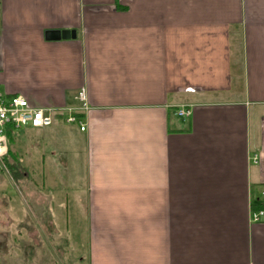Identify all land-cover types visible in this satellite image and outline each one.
I'll return each mask as SVG.
<instances>
[{
	"label": "crops",
	"instance_id": "obj_1",
	"mask_svg": "<svg viewBox=\"0 0 264 264\" xmlns=\"http://www.w3.org/2000/svg\"><path fill=\"white\" fill-rule=\"evenodd\" d=\"M0 91L75 131L90 264H264V0H0Z\"/></svg>",
	"mask_w": 264,
	"mask_h": 264
},
{
	"label": "rangeland",
	"instance_id": "obj_2",
	"mask_svg": "<svg viewBox=\"0 0 264 264\" xmlns=\"http://www.w3.org/2000/svg\"><path fill=\"white\" fill-rule=\"evenodd\" d=\"M47 131L38 141L37 131L11 134L15 168L0 172V264H90L86 158L74 130Z\"/></svg>",
	"mask_w": 264,
	"mask_h": 264
},
{
	"label": "built area",
	"instance_id": "obj_3",
	"mask_svg": "<svg viewBox=\"0 0 264 264\" xmlns=\"http://www.w3.org/2000/svg\"><path fill=\"white\" fill-rule=\"evenodd\" d=\"M81 102L86 100L85 93L81 92L78 98ZM88 108L85 107V111ZM65 116L67 124L80 126V130H87L82 119H78L72 109H67ZM178 115L181 118L189 119L192 116V109L183 106ZM55 113L52 109L36 108L29 100L22 95L6 97L0 91V172L9 174L7 159L10 153L9 135L25 128L43 129L54 124ZM251 219L254 223L264 220V210L253 212Z\"/></svg>",
	"mask_w": 264,
	"mask_h": 264
},
{
	"label": "water",
	"instance_id": "obj_4",
	"mask_svg": "<svg viewBox=\"0 0 264 264\" xmlns=\"http://www.w3.org/2000/svg\"><path fill=\"white\" fill-rule=\"evenodd\" d=\"M66 34L59 30H52L46 33V39L49 41L61 40Z\"/></svg>",
	"mask_w": 264,
	"mask_h": 264
},
{
	"label": "trees",
	"instance_id": "obj_5",
	"mask_svg": "<svg viewBox=\"0 0 264 264\" xmlns=\"http://www.w3.org/2000/svg\"><path fill=\"white\" fill-rule=\"evenodd\" d=\"M76 116H77V118L78 119H82V117H83V115H81V114H76ZM11 138H12V135L10 134L9 135V142H10V144H11ZM7 163H8V166H9V168L11 169V170H14V165H12L10 162H9V157H8V159H7ZM18 173H16V172H14L13 173V177L15 178V179H18ZM256 210V209H255ZM257 212V211H256Z\"/></svg>",
	"mask_w": 264,
	"mask_h": 264
}]
</instances>
